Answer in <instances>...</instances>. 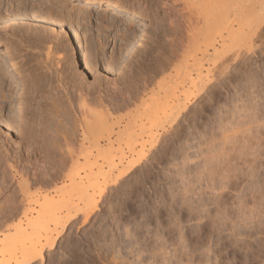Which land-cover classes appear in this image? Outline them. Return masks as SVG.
Here are the masks:
<instances>
[{
	"label": "rangeland",
	"instance_id": "374dc122",
	"mask_svg": "<svg viewBox=\"0 0 264 264\" xmlns=\"http://www.w3.org/2000/svg\"><path fill=\"white\" fill-rule=\"evenodd\" d=\"M110 1L119 7L135 9V12H107L102 7H90L71 0H0V57L2 60L7 58L5 64L10 56L8 52L13 59L16 57L8 61L9 65L7 62L5 72L0 71L3 76L10 75L5 78L0 75L5 82V93L12 91L13 94L18 90L10 79L19 82L16 71L25 76L32 68L36 73L44 71V50L35 45L42 37L55 43L57 54L51 58V64L55 66L60 58L59 66L64 74L69 79L72 76L84 79L89 88L98 85L99 81L103 84L118 80L119 85L129 77L134 81L143 76L147 67L135 66L138 56L143 49H150L153 56L158 52L161 54L162 49H157L156 43L162 37L160 42L168 50V69L162 72L159 66L155 65V69L150 64L151 75H156L155 80L150 78V99L156 97L164 101L165 94L178 87L177 91L181 89L180 93H183L179 107L167 109L169 113L172 111L170 117L164 118L166 112L160 113L155 108L158 103L155 101L156 106H152L154 100H150V113L157 112L158 116L154 115L155 119L150 120L148 134L151 135L144 138L143 147L138 145L134 149L121 144L97 153L89 142L86 144L84 152L90 156H86L88 160L80 161L83 168H87L81 172H89L88 175L95 178L94 186L87 185L93 181L92 177L86 184L89 197L93 195L91 202L95 208L87 217L81 214L68 220L54 248L45 252L43 260L33 264H264V210L251 213L245 207L248 178L244 150L238 149L235 155L232 149L235 124L239 123L240 136L245 129L243 90L248 63L255 62V66L253 63L249 67L256 71L255 74L258 70L264 74V21L262 18L249 20L246 17L249 7L245 6L235 14L231 9L232 17L214 15L212 20L204 23L201 18L204 13L221 12L217 6L219 0H208L197 6L198 16L193 18L188 13L176 15L172 6L162 9L160 3L155 5L158 4L155 0V3L153 0ZM28 15L36 16L40 24ZM180 18L186 23L180 22ZM159 21L164 29L159 28ZM178 23L187 31L183 33L176 29ZM178 33L182 37L176 36ZM26 34L36 37L34 44L23 37ZM13 50L19 55H13ZM223 50L215 57L216 66L211 65L214 52ZM258 53L262 55L259 58ZM10 63L15 66L11 68ZM190 77L198 81L195 86L190 83ZM43 84L47 85L46 82ZM9 87L11 91H7ZM106 87L110 91L109 86ZM39 94L43 104H32L35 110H29L30 97H24L27 100L24 113L29 111L31 115L33 112L34 120L27 116L28 113L20 115L17 112L18 102H14L16 108H13L16 115L8 104L0 110L3 116H0V234L22 218L25 194L40 193L46 188L39 180L46 179L45 171L50 169L35 161L42 151L34 152L23 144L29 129L27 123L36 126L57 114L60 115L58 121L65 123L64 118L69 117V114H61L67 104L57 102L48 92ZM233 94L238 96L237 99ZM47 105L55 111L49 110ZM38 110V113L34 112ZM128 111L113 116L119 117ZM136 116L138 113L133 114L134 118ZM23 119H27L26 122ZM20 121L25 122H22L25 128H21ZM20 129H26V133ZM121 156L124 160L118 166L116 160ZM95 157V164L99 166L93 165ZM111 159L116 161V169L108 167ZM70 169L71 164H67L57 174L63 175ZM119 173L125 175L118 176ZM259 176L255 181L264 188V177ZM56 186L61 185L57 183Z\"/></svg>",
	"mask_w": 264,
	"mask_h": 264
},
{
	"label": "bare ground",
	"instance_id": "6f19581e",
	"mask_svg": "<svg viewBox=\"0 0 264 264\" xmlns=\"http://www.w3.org/2000/svg\"><path fill=\"white\" fill-rule=\"evenodd\" d=\"M71 1H77L79 3H84V4L89 5L90 7H102L103 11H107V12H114L115 10H119L123 13H129L130 11L135 12V9L131 10L130 7H119L118 5H116L114 2H112L110 0H71ZM155 1H157V3H158L155 5H159V3H160V7L162 9H166L169 6H172L174 8H172V7L171 8L176 13V15H178V13H180L181 15H183V13H185V14L188 13L190 18H191L192 16L193 17L198 16L197 6L200 7V5L204 4L208 0H155ZM155 1L153 0L154 3H155ZM212 6L213 5H211L210 7L212 8ZM217 6H218V8H221V12H219V13L211 12V11H209L207 13L203 12L204 14L202 15L201 18L204 21V23H207L206 20H212V17L214 15H216L217 17H226V18H228L229 16L232 17V14L230 12L231 9L233 10V12L235 14V12L240 7L244 8L245 6L249 7L248 8L249 14L246 16V17L250 18L249 20L255 21V19L262 18V20L264 21V0H219ZM140 8H142V7L140 6ZM174 12H172V13H174ZM175 13H174V15H175ZM25 16L26 15H23V17L26 19ZM28 16L32 20L34 19L35 23L37 22L38 24H40V22H39L40 20H38L36 18V16H33V15H28ZM184 16L186 17V15H184ZM179 17H182V16H179ZM185 17L183 18V20L187 18V17L186 18ZM21 18H22V16H21ZM182 18H180V22L186 23V21H184V22L181 21ZM196 18H198V17H196ZM49 20H50V18H49ZM194 20H191V21H194ZM43 21H44V19H43ZM197 22H200V21L198 20ZM197 22L195 21L194 23H197ZM174 23L176 25L177 22L175 21ZM172 24H173V22H172ZM178 24L181 25V27H179V25H177L178 28L175 27L176 29L181 30V31L183 30V33L185 30L187 31V28L184 30L185 27L183 28V24H181V23H178ZM196 25H198V24H196ZM158 26H159V28H161L160 27L161 26L160 21L158 22ZM187 26H189V25H187ZM232 26H234V25H232ZM191 27H190V29L189 28L188 29L191 30ZM181 28H183V29H181ZM2 29H4V28H2ZM161 29H164V28L162 27ZM192 30H191V32H192ZM55 32L58 35L60 34V31L57 32L55 30ZM194 33H195V30H194ZM162 34H163V32H162ZM31 35L26 34L23 37L28 39L30 41V43L34 44L33 40H34V38L36 39V37L35 36L32 37ZM178 35H179V33L176 36H178ZM180 35H181V33H180ZM180 35H179V37H182ZM164 36H165V34H164ZM179 37H177V38H179ZM45 38H43V37L38 38L39 43L35 44L39 48H42L41 50H44V56L46 58V60H45L46 66L44 68V71L42 70L41 73H36V71L34 72L33 68H32L31 73L27 74L26 72H24L27 74L25 76L22 74L23 72H21V74H20L14 68L16 71L15 73H16L18 80H19V82H17V80H15L14 78H10V79H12L14 86L17 85V87H19L18 90L16 89L17 92L15 91L16 92L15 95H14L15 92H13V94H11L12 89L10 87H9V90H7V91H11V92L5 93L6 92L5 86H4L5 82L3 81L2 78H5V76L7 74L5 73L6 75H4V76H3L4 73L0 74L2 77L1 78L2 81L0 79V110L6 104H8V106H9L8 108H10V111H11V109L14 110L13 108H16V104L14 106V102H18L17 107H19V108H18L17 112L19 111L20 113L19 112L18 113L20 115H23L24 111L26 110L25 105H26V101H27L24 99V97H26V99L30 97V100L28 102H30L31 105L28 103L27 107H28V105H30L31 108L29 107L30 108L29 110H31V109L35 110L34 107H32V106H34V105L38 106V104H40V102L42 101V97L40 96L39 93L48 92L49 96L51 95V96L55 97L57 102L67 104V106L64 107V109L60 108L63 111L60 109H58V110L62 111L61 114H63V115L69 114L68 115L69 117H71V114H72L74 116V117L73 116L72 117L75 118V121H73L74 120L73 118L68 117V118H64L65 123L63 122L64 123L63 124L62 122L58 121L59 118H57V117L60 115L57 114L58 116L42 120L36 126H34V124L31 125V124L27 123L26 126H28L29 129H27L28 131H26V129H25V131L28 133L30 132L29 134L26 133L24 130L20 129V130L24 131V133H26L25 135L27 137L26 141L23 140V144L25 146H28V148H30L34 152L35 151H42V153H40L41 155H39V158H37V157L35 158L36 163L37 162L44 163L45 165H47L49 167L50 171H45V176H46V179L44 178L45 180L43 178H41L39 180V182L42 185H44V187H46L45 189H43V191L41 190L42 192L32 194V195H30V194L28 195V193H27V194H25V196H23V200L25 201V202H23L24 211H23V214L21 215L22 218L19 219L18 223L13 225V227H11V228L9 227V228L5 229L3 233L1 232L2 234H0V264H33L37 260H40V261L43 260L45 252H49L54 248L58 237L64 231L66 222L70 219L73 220L74 218H76L78 215H81V214L84 215L83 217H87L88 213L92 212L93 208H95L94 207L95 204L93 202H91L93 200V199H91V197L93 195L91 197H89L90 194L88 192V186L89 185L94 186L95 178H94V176H91L94 179H93V181H89V179L91 177L88 174H90V173L88 172V174H86V173L83 174L82 172H84V169H87V168L86 167L83 168V166L80 163L81 160L84 161L87 159L86 156H90V153H88V155H86V152H84L85 146H86V144H88V142H89L88 145H91L92 148L94 149V151H96L97 153H100L101 151H103L104 148H112L115 145H117V147H118L121 144H124L125 146H128L130 148H134V149L138 145H140V146L145 145L146 141L144 142V138L150 137V135H151V133L148 134L149 128H150L149 124H151L150 122H152L150 120L153 119L152 117H154V115L158 116L157 114H155L157 112H155L154 115H153V113H150V104H151L150 100H152V101L154 100L153 101L154 103L152 102L153 105L152 104L151 105L152 106L157 105L159 109L157 108V106L155 108L159 112L161 111V112L167 113V111H168L167 109L179 107L180 102H181L180 96L183 94V93H180L182 91L181 89H180V91H177L179 88L178 87L177 90L173 89V91L170 92L169 94H165V96L163 97L164 101H161V98L159 99L156 97H154L155 99H153V98L150 99V78L153 77V75H151V73H150V64L152 63L151 65H154L155 69H156V66L157 67L159 66L160 68H158V69H160L162 72H164V69H166L167 68L166 66H168V65H166L167 64L166 62L168 60V57H167L168 50L166 49L164 44L161 43L162 37L158 40L159 42L156 41L157 42L156 44H158L156 46V47H158L157 49H159V50L162 49L161 54L158 52L156 54L157 56L156 55L153 56L150 53V49H146V50L143 49L144 51L138 56L139 60L136 61L135 64H137V65H135V66H142L143 68H144V66L147 67V69L145 68L146 70L143 69V70H145L143 76L137 77L134 81H132V78L129 77L128 78L129 80H125V81L123 80L124 82L122 81L123 83H120L119 85H117L118 80L117 81L115 80L114 82L109 81L110 83H103V84H99V83H101L99 81L98 85L93 84L92 88H89L86 84L87 82H85V80L82 78L81 79H78V78L74 79L72 76L71 79H69L68 76H66L64 74L61 66H59L60 65V58H57V62H56L55 66L51 64V58L56 57V54H57V53H55V47L56 46H55V43H53V41L49 42L50 40L47 41ZM179 41H182V39L180 38ZM0 42H2V41H0ZM176 42H178V41L176 40ZM148 43H149V41H148ZM210 44H212V43H210ZM167 45H168V43H167ZM197 48H198V45H197ZM214 48H215V46H214ZM14 49H16V51L19 50L16 47ZM222 52H224V50L220 51V52L215 51L214 56H213L214 59L213 60L211 59V61L209 63L211 65L216 66V63L218 61L217 62L215 61V57H217L218 54H220ZM8 53L10 54V56L12 55L10 52H8ZM83 53H84L83 50H81L80 54L82 55ZM259 53L263 54V52H261V51ZM259 53H258V55H259ZM158 54L161 56H158ZM255 54L257 56V53H255ZM13 55H19V54H16V52H15V54L13 53ZM209 55L212 56L211 53ZM260 55L258 56V58L260 57ZM10 56L9 57L7 56L8 61L16 59V57H14V59H13V57L12 56L10 57ZM25 56L26 55H24V57ZM249 57H251V56H249ZM0 58L2 60V57H0ZM17 58H18V56H17ZM171 58H173V57H171ZM222 58H225V57H222ZM263 58H264V55H263ZM251 59H248V60L250 61ZM5 60L0 61V71L1 72H5V70H6L5 65L7 64L8 61L5 64ZM9 62H8V65H9ZM11 63H13V62H11ZM11 63H10V65H11ZM253 63H254L253 66H255L254 61L253 62L251 61V64L248 63V66L250 67V65H252ZM3 64L5 67L3 66ZM14 66L15 65H13V67ZM13 67L11 65V68H13ZM249 67H248V70L246 71L247 80L245 81L246 85H245V88L243 90L245 99H243L244 97H242V95H241L242 99L245 100V103H244L245 104V112H246V114L244 116L245 117V120H244L245 129H244L243 136H240V132L238 131L239 123L235 124L233 135H232V149H233V152L235 155L237 154L238 149L243 148V150H244V165L246 167L245 169L247 170L246 171L247 172L246 178H248V180H247L248 182L246 183L247 184V188H246L247 193L246 194H247L248 200L246 202L247 205L245 207H248V209L250 210L249 212H251V211L252 212H255V211L263 212L262 210H264V188H263V184H261V186H260L256 183L255 178H256V176H259V174L264 177V74L261 73L262 70H258V72L255 74L256 71L253 72L252 68H249ZM179 69H177V70H179ZM210 72H212V71L210 70ZM136 74H138V73H136ZM152 74H154V73L152 72ZM123 75H126V74H123ZM8 77H6V78H8ZM127 77L128 76L126 75V78ZM155 77H156V75H155ZM155 77H153V79ZM187 77L189 78V76H187ZM126 78H124V79H126ZM195 79L196 78H191V77L189 79L190 83H192L193 86H195V84H197V83H195V81H196ZM189 80H188V82H189ZM10 82H11V80H10ZM43 82H46L47 85L43 84ZM159 82H158V84H159ZM196 82H198V81H196ZM154 83H156V82H154ZM9 85H10V83H9ZM7 86H8V84H7ZM11 86H13V85H11ZM106 86H109L110 91L107 90L108 88ZM101 91L103 94L101 93ZM161 91H163V90L161 89ZM185 91H186V89H185ZM177 92H179L180 94H177ZM24 94L28 95V96H24ZM235 95H234V97H235ZM16 96H17V99H14ZM237 97H235V98L237 99ZM235 98H233V101L235 100ZM155 101L159 105L156 104ZM160 101H161V103H159ZM175 101H177V103H175ZM234 102H233V105L236 104V102L235 103ZM32 104H34V105H32ZM48 108L51 111H55L52 108L50 109L49 106H48ZM127 109H129V111L127 113L125 112L123 115H120L119 117L113 116V114L119 113V112L127 110ZM235 109L237 111V105H236ZM15 111L16 110H14V112ZM60 111H58V112H60ZM183 111H184V109H183ZM17 112H15L14 115L18 114ZM34 112L38 113L39 110L34 111ZM43 112H44V110H43ZM63 112H65V113H63ZM1 113L2 112H0V116H2ZM12 113H13V111H12ZM27 113H24V115H26ZM134 113H138V116H136V118L133 117ZM166 113L165 114L163 113L164 118L166 116L170 117L169 114H171L172 111L170 113L168 111V113H167L168 115H166ZM44 114H45V112H44ZM10 115L12 116V114H9V116ZM20 115H19V117H20ZM28 115H29V113L27 114V116ZM27 116H26V118H27ZM29 116L30 117L32 116L31 120L35 119V115L33 112H31V115H29ZM21 118H23V116H21ZM21 118H20V120H22ZM56 118H57V120H56ZM131 118H133V119H131ZM154 119H155V117H154ZM158 119L159 118L156 117V120H158ZM23 120L25 121L27 119H23ZM28 120H30V119H28ZM24 121H20V122L25 123L26 121L25 122ZM23 123L20 124L21 128H23L25 126ZM22 131H21V133L23 134ZM35 156H38V155H35ZM122 156L116 160V161H118L117 162L118 166H121V164L123 163L124 157H122ZM138 156H139V154H138ZM94 160H95V162L93 163V165L97 161L96 157L94 158ZM111 160H110L109 166L108 165L107 166L111 167L110 169H112V168L116 169L118 167L117 164L115 163L116 161L113 159H111ZM135 163L133 162L132 164L135 165ZM67 164H71V169L63 175H58L57 171L58 170L61 171L62 168H66ZM78 166H79V169L78 168L76 169V167H78ZM96 166H99V165H96ZM129 166H130V164H129ZM81 170H83V171L81 172ZM101 173H102V171H101ZM104 173H103V175H104ZM120 173L118 176L123 175V174L121 175ZM34 175L36 176L35 173H34ZM93 175H95V176L100 175V173L99 174H93ZM87 181H89V184H87L88 183ZM57 183H60L61 186L57 187L58 186V185L56 186ZM91 193H92V191H91ZM100 193H102V192H100Z\"/></svg>",
	"mask_w": 264,
	"mask_h": 264
}]
</instances>
